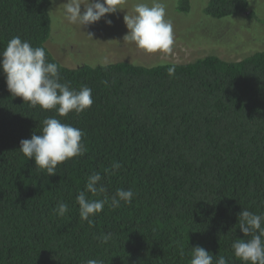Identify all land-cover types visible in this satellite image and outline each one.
Wrapping results in <instances>:
<instances>
[{
	"label": "trees",
	"instance_id": "1",
	"mask_svg": "<svg viewBox=\"0 0 264 264\" xmlns=\"http://www.w3.org/2000/svg\"><path fill=\"white\" fill-rule=\"evenodd\" d=\"M51 4L0 0V51L14 36L43 46L61 82L91 88L94 102L66 117L32 108L12 96L0 68V264H86L90 258L190 264L195 246L209 251L214 264L218 255L242 264L231 247L247 239L238 214L264 215V51L234 61L209 54L183 63L69 67L47 46ZM250 5L209 0L204 12L220 19L246 13ZM191 7V0H179L177 10ZM50 116L81 129L86 147L52 176L19 151L20 141L39 135ZM97 172L106 192L89 193V199L108 202L90 226L80 218L76 197ZM117 189H131L132 202L113 208ZM61 201L69 206L63 217L55 211ZM108 233L107 244L96 239Z\"/></svg>",
	"mask_w": 264,
	"mask_h": 264
},
{
	"label": "clouds",
	"instance_id": "2",
	"mask_svg": "<svg viewBox=\"0 0 264 264\" xmlns=\"http://www.w3.org/2000/svg\"><path fill=\"white\" fill-rule=\"evenodd\" d=\"M52 2L55 3V0ZM123 2L124 0H67L59 8L62 7L63 17L69 24L85 27L100 21L108 13L123 10ZM166 17V5L162 0H137L132 14L127 12L124 16L129 30L123 37L124 43H134L138 49L148 54L171 53L174 28L171 20ZM106 23L111 25L112 21L107 20ZM0 57V68L6 76L9 92L13 97H22L30 107L54 110L58 116L66 117L72 112L79 115L92 106V89L82 86L76 90L71 87L70 82H61L59 66L46 59V49L43 46L33 47L29 41L14 36L4 50L0 51ZM100 66L107 68V61H102ZM176 67L173 63L167 68L170 77L175 75ZM84 135L81 129L50 116L42 121V132L39 135L33 134L31 139L20 141L19 151L35 160L37 170H45L48 176H52L56 174L59 164L84 155ZM120 166L115 163L112 168L119 169ZM102 180L103 177L98 172L90 175L85 185L86 190L80 191L76 197L80 218L90 226L94 223L90 217L101 213L108 202L107 198L92 200L88 196L89 193L97 196L106 192ZM133 197L131 189H117L111 197V206L118 208L121 201L130 204ZM55 211L63 217L69 211V206L61 201ZM238 220L239 229L247 239L233 241L231 247L235 257L242 264H264V215L244 209L238 214ZM96 239L101 244H107L112 236L111 233L101 234ZM183 255L181 250V256ZM86 264H104V260L90 258ZM190 264H214V256L204 247L195 246L191 248ZM215 264H229V259L218 255L215 257Z\"/></svg>",
	"mask_w": 264,
	"mask_h": 264
},
{
	"label": "rangeland",
	"instance_id": "3",
	"mask_svg": "<svg viewBox=\"0 0 264 264\" xmlns=\"http://www.w3.org/2000/svg\"><path fill=\"white\" fill-rule=\"evenodd\" d=\"M208 1L191 0V10L181 13L177 10L179 0H162L166 5V18L171 20L174 28L173 50L168 54H148L134 43L123 40L129 31L124 16L127 12L132 14L137 0H124L123 10L108 13L100 21L85 27L69 24L63 17L62 7L59 8L67 0H55L50 7L52 33L47 46L63 65L69 67L120 60L146 65L167 61L183 63L209 54L234 61L264 51V0H250L248 12L220 19L205 14ZM107 20L112 21L111 25L106 23Z\"/></svg>",
	"mask_w": 264,
	"mask_h": 264
}]
</instances>
